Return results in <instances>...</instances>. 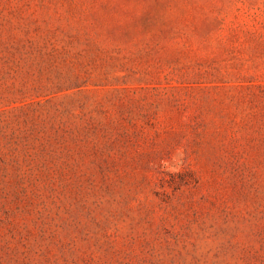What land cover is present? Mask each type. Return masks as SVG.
<instances>
[{
	"label": "rangeland",
	"instance_id": "374dc122",
	"mask_svg": "<svg viewBox=\"0 0 264 264\" xmlns=\"http://www.w3.org/2000/svg\"><path fill=\"white\" fill-rule=\"evenodd\" d=\"M0 264H264V0H0Z\"/></svg>",
	"mask_w": 264,
	"mask_h": 264
}]
</instances>
